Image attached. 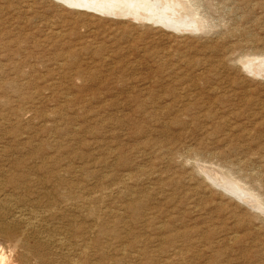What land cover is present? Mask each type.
I'll return each mask as SVG.
<instances>
[{"label":"rangeland","instance_id":"374dc122","mask_svg":"<svg viewBox=\"0 0 264 264\" xmlns=\"http://www.w3.org/2000/svg\"><path fill=\"white\" fill-rule=\"evenodd\" d=\"M179 1L202 27L0 0L13 264H264V0Z\"/></svg>","mask_w":264,"mask_h":264},{"label":"bare ground","instance_id":"6f19581e","mask_svg":"<svg viewBox=\"0 0 264 264\" xmlns=\"http://www.w3.org/2000/svg\"><path fill=\"white\" fill-rule=\"evenodd\" d=\"M60 1H62V2H64V4H67V5H70V6H73V7H83V8H87V9H92L93 11H95V12H99V13H102V14H104V13H110V14H114V12H118V15H124V16H126L127 15V17H129V16H131V17H135V18H138V19H142L141 21H143V20H146V21H149V20H151V21H157L159 24L160 23H164V25L166 24H168V25H172V26H174V29H176V30H178V31H180V29H184L185 31H186V29H190L191 31H194V30H197L198 28H200V27H202V21L200 20V19H198L197 18V15L194 13V12H192L190 9H189V7L187 6V4L186 3H183V2H180L179 0H60ZM191 7V6H190ZM161 9V10H160ZM162 11V12H161ZM163 14L162 16H160V14ZM166 14V15H165ZM175 19V20H174ZM133 20V19H132ZM135 20V19H134ZM138 22V21H137ZM144 22V21H143ZM152 23H154V22H152ZM205 24V23H204ZM154 25V24H153ZM163 27V26H162ZM165 27V26H164ZM176 27V28H175ZM168 28H170V27H168ZM170 29H172V27L170 28ZM58 32V31H57ZM256 57V56H255ZM258 58V57H257ZM263 58V57H262ZM249 59V58H248ZM248 59H246L245 57H243V58H241L239 61L240 62H242L243 64L242 65H244V68L246 69V70H249L251 67H253V65H255V64H257L258 65V68H259V70L261 69L262 71H263V73H264V58H263V60H258V59H253V60H248ZM258 60V61H257ZM256 65V66H257ZM260 65V66H259ZM253 68H251V70H252ZM255 69V68H254ZM253 69V71H255ZM251 72V71H250ZM259 73L261 72V71H258ZM258 73V74H259ZM255 74H256V72H255ZM262 74V73H261ZM260 77V76H259ZM31 158H32V156H31ZM202 167V166H201ZM60 170V169H59ZM63 170V169H62ZM66 170V169H65ZM94 170V169H93ZM213 170V169H212ZM210 171V170H209ZM53 172V171H52ZM56 172H58V171H56ZM64 172V171H63ZM62 171H61V173H63ZM64 173H66V171L64 172ZM218 173V172H217ZM212 174V173H211ZM211 174H209L210 176H211ZM214 174V173H213ZM215 175H216V172H215ZM220 175V174H219ZM27 176V175H26ZM59 176H60V172H59ZM127 176V175H126ZM217 176V175H216ZM56 177H57V175H56ZM22 178V177H21ZM29 178V177H28ZM31 178H33V177H31ZM212 178V177H211ZM210 178V179H211ZM213 178H215L214 177V175H213ZM221 178V177H220ZM15 179V178H14ZM24 178H22V180H23ZM26 179V178H25ZM35 180V179H34ZM39 180H40V178H39ZM38 180V181H39ZM209 180V179H208ZM26 181V180H25ZM32 181H33V179H32ZM237 181V180H236ZM20 182V180L18 181V183ZM23 182H24V180H23ZM23 182H20V183H23ZM27 182H29L28 180H27ZM35 182V181H34ZM42 182V181H41ZM212 182V181H211ZM239 182V181H238ZM8 184V183H7ZM17 184V183H16ZM45 184V183H44ZM44 184H42V185H44ZM221 184V183H220ZM230 184V183H229ZM232 184V183H231ZM19 185V184H18ZM33 184H31V186H32ZM41 185V184H40ZM224 185V184H223ZM11 186H16V185H12L11 184ZM25 186H26V183H25ZM28 187H30V185L28 184L27 185ZM34 186H35V184H34ZM229 186V185H228ZM233 186V185H232ZM232 186H229V187H232ZM2 187H4V185L2 186ZM9 187H10V185H9ZM20 187H21V185H20ZM20 187H18V189L20 188ZM35 187H38V186H35ZM7 188H8V186H7ZM15 188V187H14ZM23 188V187H22ZM21 188V189H22ZM25 188V187H24ZM41 188V187H40ZM233 188V187H232ZM2 189V188H1ZM4 189V188H3ZM6 189V188H5ZM10 189V188H9ZM9 189L7 190V191H9ZM26 189V188H25ZM24 189V190H25ZM29 189V188H28ZM31 189V188H30ZM42 189V188H41ZM250 189V188H249ZM10 190H12V188L10 189ZM14 190H16V189H14ZM32 190V189H31ZM46 190V189H45ZM4 191V190H3ZM3 191H1L2 193H3ZM23 191V190H22ZM37 191H38V188H37ZM40 191V190H39ZM38 191V192H39ZM42 191V190H41ZM231 191V190H230ZM10 192V191H9ZM15 192V191H14ZM19 193H20V191H19ZM23 194H24V192H22ZM22 193H20L21 195H22ZM34 193H36V192H34ZM40 193V192H39ZM46 193V192H45ZM6 195H7V193H5ZM10 194V193H9ZM12 194V193H11ZM38 194V193H37ZM240 194V193H239ZM15 195V194H14ZM20 195V196H21ZM26 195H27V191H26ZM28 195H30V194H28ZM235 195V194H234ZM238 195V194H237ZM4 196V195H3ZM7 196H9V195H7ZM6 196V197H7ZM11 196V195H10ZM19 196V195H18ZM35 196H37L36 194H35ZM45 196V195H44ZM47 196H49V195H47ZM6 197H4V198H6ZM22 197V196H21ZM32 197V196H31ZM30 197V198H31ZM40 197H41V195H40ZM1 198H3V197H1ZM18 198H20V197H18ZM23 199H26L25 197H22ZM33 198H37V197H33ZM32 198V199H33ZM43 198V197H42ZM71 198H72V196H71ZM74 198V197H73ZM10 199H14L13 197L12 198H10ZM38 199V198H37ZM40 199V198H39ZM2 200H4V199H2ZM17 200V199H16ZM15 200V201H16ZM29 200V199H28ZM65 200V199H64ZM6 201V200H5ZM8 201V200H7ZM11 201H13V200H11ZM10 201V202H11ZM20 201V200H19ZM18 201V202H19ZM21 201H23V200H21ZM21 201L19 202V205H21L20 203H21ZM29 201H31V199L29 200ZM32 201H34V200H32ZM38 201L39 200H37L36 201V203H38ZM53 201V200H52ZM4 202V201H3ZM17 202V203H18ZM24 202H26V200L24 201ZM0 203H1V201H0ZM33 203V202H32ZM35 203V202H34ZM39 203H40V201H39ZM4 205H5V203H3ZM7 204H9V203H7ZM6 204V205H7ZM22 204H23V202H22ZM25 204H27V203H24V205ZM47 204V203H46ZM35 205V204H34ZM15 206H16V204H15ZM26 206V205H25ZM1 207V206H0ZM21 207V206H20ZM31 207H33V206H31ZM39 207V206H38ZM41 207V206H40ZM46 207V206H45ZM50 207V206H49ZM14 208V207H13ZM26 208V207H25ZM24 208V209H25ZM31 209V208H30ZM41 209H43V208H41ZM41 209H39L40 211H42ZM23 210V209H22ZM28 210V209H27ZM33 210V209H32ZM36 210V209H35ZM34 210V211H35ZM38 210V209H37ZM38 210V211H39ZM31 211V210H30ZM38 211H37V213H38ZM45 211V210H44ZM47 211V210H46ZM7 212V211H6ZM23 212H25V211H23ZM33 212V211H32ZM34 213H36V212H34ZM39 213H41V212H39ZM25 214V213H24ZM28 214V213H27ZM31 214V213H30ZM42 214V213H41ZM44 215H45V213H43ZM14 215H16V213L14 214ZM22 215V214H21ZM21 215H20V217H21ZM32 215V214H31ZM31 215H29V217L31 216ZM34 215V214H33ZM17 216V215H16ZM37 216V214L35 215V217ZM42 216V215H41ZM19 217V216H18ZM19 217V218H20ZM28 217V218H29ZM58 218H59V216H57ZM15 218V217H14ZM19 218H17V219H19ZM22 218V217H21ZM31 218H32V216H31ZM37 218V217H36ZM41 218V217H40ZM57 219V218H56ZM14 220H16V219H14ZM24 220H26V219H24ZM23 220V221H24ZM29 220V219H28ZM37 220V219H36ZM18 221H20V220H17V222ZM26 222L28 223V221L26 220ZM34 222V221H33ZM31 223V222H30ZM29 223V224H30ZM36 223V222H35ZM58 223V222H57ZM72 223V222H71ZM22 224V223H21ZM24 224V223H23ZM25 225V224H24ZM33 225V224H32ZM32 225L30 226V227H32ZM43 226V225H42ZM36 227V226H35ZM38 228V227H37ZM55 229V228H54ZM53 230V229H52ZM56 230V229H55ZM60 230V229H59ZM44 231H45V229H44ZM48 231V230H47ZM46 231V232H47ZM37 232H38V230H37ZM54 232V231H53ZM60 232V231H59ZM59 232H56L55 231V233H57V235H58V233ZM62 232V231H61ZM50 233V232H49ZM38 234H40V233H38ZM46 234V233H45ZM65 234V233H64ZM64 234H62V235H64ZM69 234V233H68ZM47 235V234H46ZM53 235V234H52ZM66 235V234H65ZM70 235H71V233H70ZM67 236V237H71V236ZM59 236V235H58ZM45 238H46V236H44ZM43 237V238H44ZM47 237H48V235H47ZM63 237V236H62ZM49 238H50V236H49ZM54 238H55V236H54ZM58 238V237H57ZM56 238V239H57ZM74 238V237H73ZM48 239V238H47ZM55 239V240H56ZM60 239V238H59ZM27 240V239H26ZM40 240V239H39ZM49 240V239H48ZM51 240V239H50ZM58 240V239H57ZM62 240V239H61ZM66 240V238L63 240V241H65ZM74 241H76V240H74ZM27 242V241H26ZM42 242H43V239H42ZM45 242V241H44ZM53 242V241H52ZM51 242V243H52ZM55 242V241H54ZM65 243H67L66 241H65ZM52 244H54V243H52ZM56 244V243H55ZM54 244V245H55ZM57 244H58V242H57ZM61 244H63V243H61ZM69 244V243H68ZM49 245H50V243H49ZM72 245V244H71ZM71 245H69L70 247H72ZM53 246V245H52ZM62 246V245H61ZM64 246V245H63ZM54 247V246H53ZM77 247V246H76ZM61 248V247H60ZM65 248V247H64ZM59 249V248H58ZM66 249H68V246H67V248ZM65 249V250H66ZM74 250L76 249V248H73ZM72 249V250H73ZM77 249H79L78 247H77ZM30 250V249H29ZM61 250V249H60ZM34 251V250H33ZM27 252H29V251H27ZM68 252H70V250L68 251ZM65 253V252H64ZM66 253H67V251H66ZM32 254V253H31ZM69 254H71V252L69 253ZM72 254H73V252H72ZM26 255H28V254H26ZM30 255V254H29ZM33 255V254H32ZM31 255V256H32ZM30 256V257H31ZM34 257V256H33ZM68 257V256H67ZM41 259V258H40ZM70 259V258H69ZM42 260V259H41ZM69 262L71 263L72 262V260L70 261L69 260ZM14 263V261H13V259H11V258H9V257H7L3 252H2V250L0 249V264H13ZM73 263V262H72Z\"/></svg>","mask_w":264,"mask_h":264}]
</instances>
